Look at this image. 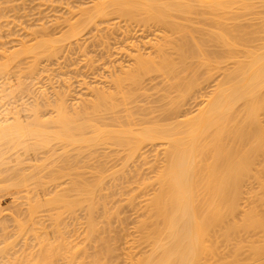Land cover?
I'll return each mask as SVG.
<instances>
[{"label": "bare ground", "instance_id": "6f19581e", "mask_svg": "<svg viewBox=\"0 0 264 264\" xmlns=\"http://www.w3.org/2000/svg\"><path fill=\"white\" fill-rule=\"evenodd\" d=\"M92 1L78 6L81 21L68 23L59 39L27 47L21 41L14 51L0 41V79L23 54H57L64 40L90 23L96 29L97 21L151 23L160 34L154 42L140 39L153 48L146 56L132 43L134 62L110 72L109 86H91L89 102L78 108L61 93L56 102L43 98L45 108L23 99V116L13 93L5 100L1 87L8 83L0 81V264H264V0ZM153 74L163 76L151 88L160 106L137 113L131 103L152 94L143 82ZM213 77L203 105L185 113ZM154 112L160 117L148 121ZM156 144L164 146L161 166L124 196L130 203L145 196L131 208L139 217L127 231L119 204L125 201L109 205L112 187L134 176L135 158L150 162L145 147ZM100 147L124 152L123 170L90 166L104 153Z\"/></svg>", "mask_w": 264, "mask_h": 264}, {"label": "rangeland", "instance_id": "374dc122", "mask_svg": "<svg viewBox=\"0 0 264 264\" xmlns=\"http://www.w3.org/2000/svg\"><path fill=\"white\" fill-rule=\"evenodd\" d=\"M92 3H93L92 0H90V1L89 0H0V32H1L0 33V35H1L0 41L5 43L11 51H14V50H16V48H18V49L20 48L21 41L25 42V46L27 47V46H32L34 43L37 42V40H41L42 38H44V40L45 39L54 40V38H55V40L59 39L61 36L63 37V35L69 31L68 28H70V27H68V26L70 23H72V22L76 23L75 21H77L78 19L79 20L81 19V18H78V16H80V15H78V13L80 14L79 9L87 7V5H90V7H93V6H91V5H93ZM77 10H78V12H77ZM75 12L77 13V15L76 14L74 15ZM116 19H118V20L111 19V21H105V20L97 21V23L95 24L96 29H95V27H93L94 25H92V23H90L91 26L88 25L84 31L82 30L83 32L77 38H73L71 40L69 39L66 42L64 40L63 41L64 43L62 42L63 44L60 43L61 45L57 48L58 51L56 50L57 54H55V53L53 55L52 54L51 55L46 54L47 56H45V54H43L40 56V58H39V56L37 58L33 57L34 54L33 55L31 54L30 56H27V54L26 55L23 54L21 56V54H20L22 59H21V57L20 58L17 57L18 59L13 62L14 64L11 65L12 68L10 71H8V75L7 74H6L7 76L5 75L7 78H4L5 76H3L2 79H0L1 82H3V83L5 82V84L8 83L6 85L10 86L9 89H8V86L1 87L2 89L7 88L6 92H5L7 95V98L5 97L6 96L5 95L4 96L5 100L8 99V97L9 98L11 97V96H9L10 93H13V95H14L13 100H15V102L17 103L16 104L14 102V104L16 105V108L19 110L22 109L21 106H24V105L30 106L34 102L36 103V101H37V103L39 101L38 104L42 107L44 106V104L47 100L48 101L50 100L51 102H56V101H54V99L58 98L56 94H58L62 97L64 96V95H61V93L65 94L64 98L66 100V103H68V106H70V108L73 106H76L78 108V106H79V105L77 106L78 103L79 104L81 103L82 105H84L83 102H85V101L89 102V98L91 97V94L89 92L90 91L89 88L91 86H94V85L100 86V87L102 85H104L105 87L109 86V84H111V82L106 81V80H109L108 78H110V76H109L110 72H112L114 70L118 72V69L120 68L121 65H122V67L127 68V65L129 66L130 62H131V64L134 62V59H132V57H136L137 54L135 52L136 48L135 49L132 48L133 47L132 43L138 44V46L140 45L139 48L142 47L140 49V52L142 50V52H144L142 54L146 56L150 51H152L153 48H151L150 45L146 44L145 42H147V41L148 42H154V38L157 39V36H159V34H160L158 31V28L151 23L150 24L148 23L149 25H143V24L136 22V21H129V20L126 21L123 18H116ZM196 19H197V17H196ZM68 20H70L71 22H68ZM74 23H72V24H74ZM41 24H42V27H41ZM33 28H35L34 29L35 31L32 30ZM28 32L31 33L32 35L29 34ZM2 33L4 35H2ZM33 36L36 38H34ZM143 37L145 38L146 41L144 40ZM2 38H3V40H1ZM14 38L17 40H12ZM140 39L145 41V42H143L144 44H142L140 42ZM34 40H36V42ZM149 40H152V41H149ZM15 41L17 43L13 44V43H15ZM26 42H29V43H26ZM3 43H2V45H3ZM0 46H1V44H0ZM13 46H15V47H13ZM133 50L135 52V56H134ZM25 56H27V57H25ZM37 59H38V62H37L38 64L35 62ZM17 61H19V62H17ZM16 62L18 63V65L15 64ZM27 66H29V67H27ZM31 66H32V68H31ZM18 67H20V68L18 69ZM35 67L37 70H35ZM126 68H124V69H126ZM28 69L30 70V72H28L29 71ZM32 69L35 70V71L33 70L34 74H32L33 71L31 73ZM19 72H21V73H19ZM112 73H114V72H112ZM30 74H32V77ZM155 75L153 74L151 78L146 77V79H144L143 84H145L144 87H148L147 88L148 92H151L153 89L154 90L157 89V88H155L156 85L162 82L161 80L163 79V76L162 75L161 76L160 75L155 76ZM101 76L102 77L105 76V77L101 78ZM106 76H108L107 79H106ZM38 78H40V79H38ZM213 79H214V77L212 79H209V81L201 87L202 88L201 93H200L201 97L197 98L198 100L196 99L197 100L196 102H195V100H192V101L189 100V102H187V104L184 106V108L186 110L183 108L185 110V113H187V112L190 113L191 110H192L191 112H195L196 109L200 107V105L201 106L203 105L199 101L202 100L201 98L203 96H204L203 97V99H204L205 97L207 98L208 94H210V91L212 90V87L214 84ZM84 80H85L86 84L83 82ZM95 80H97V81H95ZM100 80H101V82H100ZM7 81H9V82H7ZM105 81L107 82L108 85L106 84ZM66 84L68 85V87L70 86L72 89H70V87L67 88ZM64 85H66V86H64ZM152 85L153 86L155 85V86L151 87ZM160 85H162V83L157 85V86H160ZM0 86H5V85L3 84ZM86 86H87V88H86ZM46 88L48 90L49 89L50 90L48 91ZM151 88H153V89H151ZM5 89H4V91H5ZM69 89H70V91H69ZM87 89H88V92H87ZM67 90H68V94L65 93V92H67ZM154 90H153V92H151L152 94L148 93L150 95H147L146 93H144L145 95H147V97L150 96L147 99H145L146 96L143 93H142L143 94L142 95L140 92L139 93V94H141L140 96H138L137 93H135V96L137 95L135 99H137V100L140 99L139 102H142V103H140L141 105L136 107V105H137L136 103H138V102H137V100H135L136 103H135V101H134L135 104L131 103V105H132L131 108H133V106H134L133 109L136 108L134 110L135 112L140 113V111H141L140 114H143L145 112V110H146V112L148 110L149 106L146 107L147 104L148 105L153 104V107H156V108L158 106H160L159 101H158L159 105H156V106L154 105V104H158V103H156L157 102L156 98H158V96L160 95V94L156 93L157 90L156 91H154ZM48 92H50V93L48 94ZM22 93H23V95H22ZM41 93H43L42 95H44L45 97L40 95ZM173 94H175V93H173ZM46 95H47L48 99H47ZM79 95L80 96L82 95V96L80 97ZM151 95H153L152 97L156 96L155 99H153V98L150 99ZM22 96H24V97H22ZM43 98L46 101H44ZM23 99L25 100L24 105H22ZM31 99H32V101H31ZM58 99H56V100H58ZM20 100H21V102H20ZM28 100L30 101L31 104H29ZM76 100H77V102H76ZM80 100H82V101L80 102ZM147 100H150V102H147ZM152 100H154L155 102ZM26 102H28V104H26ZM71 102H74V103L71 104ZM143 104H145V105H143ZM198 105H199V107H198ZM81 106H79V107H81ZM139 107L142 109H139ZM145 107L147 109H145ZM150 107H152V106H150ZM43 108H45V107H43ZM48 108L46 107V110H51L50 107H48ZM137 109L139 112L137 111ZM43 110H45V109H43ZM22 111H24V110H21V112ZM24 112H27V111H24ZM24 112H22L23 114L22 113L21 114L23 116L27 115L26 113L24 114ZM156 112H158V111H156ZM156 112H154L155 115L151 114L152 115L151 117L149 115H148L149 117L147 116L148 119L150 118L148 121L152 120L154 117L159 116V114ZM147 118H145V119H147ZM153 146H151V145L148 147L144 146L147 149V151L150 153V154L148 153L149 156L151 155L149 157L148 154H146V158L148 159L147 162L149 160H151V161L146 163V161L144 162L140 158H138V159L135 158L134 163L130 162L132 166L130 165V163H129V165L131 166L130 170L133 169V170H131V171H133L132 174H134V172H136L137 174L135 173L134 176L131 174L132 176H129L128 180L127 179L124 180L125 178H122L123 180L120 179L114 185L115 187L114 186H113L114 188L112 187V192L114 193V191H115V193H114L115 195L112 196L114 203H112V199L110 198L109 200H111V201H109V205L110 204L113 205L115 203L118 204L119 202L125 201V203L123 202V203H119V204L122 206L123 217H126L124 220V222H126V223L123 222V225H124V227H126L127 231H129V230L132 231L133 229H135V228H133L134 227L133 225H135L134 223L137 220L136 217L137 218L139 217L138 210L131 209V208L139 207L140 203L142 204L143 200L145 199L144 198L145 196L144 197L142 196L143 199H141L142 198V197H140L142 195L141 194L139 196L140 199L139 198L135 199L136 200V201H134L135 203L134 202L130 203L126 199L129 198V196L131 195L130 194L131 190L133 188L136 189L138 187L139 184L136 185L139 182L138 179L145 177V176L148 178L153 177L154 173H156L159 166H161V161H163L162 159L164 158V155H163L164 153H162L164 146L160 147V145H157V144L153 145ZM156 146H158V149H156L157 148ZM101 147H100V150H101ZM149 147L150 148L153 147V149H154V150L152 149L153 153ZM114 148L115 147H110V148L106 149L103 147L102 148L103 150L99 151V153L101 154L104 152V153H106L105 154L106 156L103 153L102 155H99L100 157L96 156V158H94V159L92 158L93 161H90L91 164H89V165L92 167L93 166L99 167V165L101 163L103 166H104L103 163H107V166L105 164V166H106L105 168H111L113 170L121 169L123 166L121 164L123 162L122 159H123L125 154H123L124 152H122V151L118 152L117 148H115V149ZM146 149H145V151H144V149H143V151L141 150V152L146 153ZM107 151H108V153H107ZM157 152L159 153V155H156ZM113 153H114V155H113ZM110 154L112 156H110ZM103 155L105 157H103ZM162 155H163V157H162ZM101 156H102L103 160H100V159H102ZM108 157H110V158H108ZM154 157H157V158L153 159ZM120 159L122 162H120ZM139 159H140V161H139ZM157 159H159V160H157ZM136 160L140 163L139 164L136 163ZM152 160L153 161L155 160V162L157 161L156 163L158 165L156 163H154L155 168H152L150 165L153 162ZM83 164L85 165V163H83ZM83 164H80V165L84 166ZM133 164H137L138 166L137 165L133 166ZM115 165H117L116 168H115ZM139 166H140V168L138 169ZM136 167H137L138 171H137ZM82 168L86 169V170L85 169L80 170L82 172H85V171L87 172L89 170V168L88 167L86 168L85 166ZM153 169H154V171H152ZM122 170H123V168H122ZM87 175H88V173H87ZM136 176L137 177L139 176V177L136 178ZM63 179H66V178H63ZM131 179H133V180H131ZM134 179H136L138 181L137 182L135 181L136 183H134V185H133L132 182L134 181ZM121 180L123 181V183ZM65 182L63 183V186H65L64 185ZM128 182H129V184H128ZM60 187H62V185ZM149 187H150V189H149ZM147 188H148L147 191H149V190L152 191L154 188V184L149 185ZM151 191H149V192H151ZM121 192L123 193V195L120 194ZM120 195H122L123 199L120 198L121 197ZM124 196L127 198H125ZM7 197L4 199L5 202L9 201V197L8 198ZM140 200H142V201H140ZM127 203H130V204H127ZM131 204L133 207L130 206ZM77 211H79V212H76V214L82 220V214L84 217V213H83L84 211L79 210V209H77ZM133 211H135V212H133ZM67 218L69 219L68 220V222H69L71 218L66 216L65 221L67 220ZM133 219H135V220H133ZM72 220L69 222L71 225L74 221V220L73 221ZM69 223H68V225H69ZM114 223H115V225H114ZM117 223L119 225H117L116 220H114L113 225L114 226L117 225V227L119 228L120 223L119 222H117ZM130 226H132V227H130ZM70 228H71V226H70ZM130 228H132V229H130ZM88 250H89V252L92 251L91 248Z\"/></svg>", "mask_w": 264, "mask_h": 264}]
</instances>
